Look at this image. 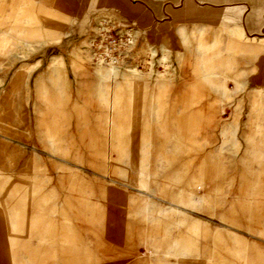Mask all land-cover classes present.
<instances>
[{"label":"rangeland","instance_id":"obj_1","mask_svg":"<svg viewBox=\"0 0 264 264\" xmlns=\"http://www.w3.org/2000/svg\"><path fill=\"white\" fill-rule=\"evenodd\" d=\"M93 1L0 0V264H264V2Z\"/></svg>","mask_w":264,"mask_h":264},{"label":"crops","instance_id":"obj_2","mask_svg":"<svg viewBox=\"0 0 264 264\" xmlns=\"http://www.w3.org/2000/svg\"><path fill=\"white\" fill-rule=\"evenodd\" d=\"M201 2H203V0H199ZM215 2H218V0H213ZM234 1V0H232ZM253 1V17L254 19L257 18V20L259 21V16H260V8H261V3L264 2V0H252ZM196 2V0H195ZM124 2L123 0H94L93 2H88L87 4V9L88 10H93V9H97L99 7L105 8L108 6V4H119L122 5ZM192 6V2H187V7H191ZM142 12V13H141ZM139 11V12H130L131 15L136 16L137 18H139V20L143 23V24H148L150 22V17L147 13V11ZM89 19V17H85V20Z\"/></svg>","mask_w":264,"mask_h":264},{"label":"bare ground","instance_id":"obj_3","mask_svg":"<svg viewBox=\"0 0 264 264\" xmlns=\"http://www.w3.org/2000/svg\"><path fill=\"white\" fill-rule=\"evenodd\" d=\"M205 75V74H204ZM207 76V75H206ZM126 81V80H125ZM208 83V82H207ZM134 89V88H133Z\"/></svg>","mask_w":264,"mask_h":264}]
</instances>
